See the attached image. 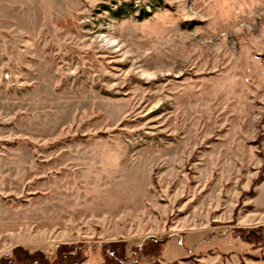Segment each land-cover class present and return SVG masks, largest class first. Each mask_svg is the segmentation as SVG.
Masks as SVG:
<instances>
[{
  "label": "rangeland",
  "instance_id": "obj_1",
  "mask_svg": "<svg viewBox=\"0 0 264 264\" xmlns=\"http://www.w3.org/2000/svg\"><path fill=\"white\" fill-rule=\"evenodd\" d=\"M257 227L264 0H0V258L264 264Z\"/></svg>",
  "mask_w": 264,
  "mask_h": 264
},
{
  "label": "trees",
  "instance_id": "obj_2",
  "mask_svg": "<svg viewBox=\"0 0 264 264\" xmlns=\"http://www.w3.org/2000/svg\"><path fill=\"white\" fill-rule=\"evenodd\" d=\"M261 230H263L262 227H257L250 230L249 233L246 232L248 236L244 232H240V236L245 240H248L249 236L264 239V232ZM161 244L163 245V243ZM162 245L159 244L160 247ZM85 250L81 245L72 246L69 249L66 245H63L58 249L56 259L50 261L42 252L29 253L21 248H15L12 256L0 258V264H75L87 258Z\"/></svg>",
  "mask_w": 264,
  "mask_h": 264
}]
</instances>
